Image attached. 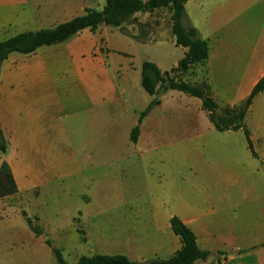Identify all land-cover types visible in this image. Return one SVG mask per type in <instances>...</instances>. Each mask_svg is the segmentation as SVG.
Masks as SVG:
<instances>
[{
	"label": "crops",
	"instance_id": "1",
	"mask_svg": "<svg viewBox=\"0 0 264 264\" xmlns=\"http://www.w3.org/2000/svg\"><path fill=\"white\" fill-rule=\"evenodd\" d=\"M104 4L0 0V41L53 28ZM189 8L205 13L201 22L192 21ZM185 11V26L196 28L209 43V58L201 66L211 96L219 104H239L264 76V0H188ZM226 12H234L233 17L226 19ZM245 12H250L249 21L242 18ZM170 38L175 49L162 39L134 38L101 24L95 32L86 28L31 53L12 52L0 72V128L8 143L6 153L0 150V170L4 162L10 165L28 216L34 213L47 227L67 230L80 211L89 256L168 259L182 247L171 223L178 217L195 232L199 248L210 253L195 264H222L224 259L229 264H264V165L261 178L254 177L253 169L245 174L242 168L227 171L217 165L212 175L203 169L207 155L225 149L228 133L244 130H218L202 99L178 90L164 89L152 104L153 96L142 85L144 62L166 72L185 56L187 48L176 45L175 35ZM181 107L187 121L178 127ZM245 124L264 160L259 149L264 146V91L254 98ZM178 157L198 172L197 180L177 181ZM101 165L137 181L132 185L129 178L124 180L128 189L115 197L120 209L78 210L66 223L59 214L53 218L43 210L51 197L65 193L66 179ZM80 196L86 207L94 203L87 193ZM111 200L106 197L102 203ZM21 221L32 238L36 233L24 217ZM3 232L0 221V264H50L48 245L3 242Z\"/></svg>",
	"mask_w": 264,
	"mask_h": 264
},
{
	"label": "rangeland",
	"instance_id": "2",
	"mask_svg": "<svg viewBox=\"0 0 264 264\" xmlns=\"http://www.w3.org/2000/svg\"><path fill=\"white\" fill-rule=\"evenodd\" d=\"M188 14L194 23H199L201 22L202 15L205 13L189 8ZM232 14H234V12H226V19H231L233 17ZM242 18L249 21L250 12L243 13ZM171 23L170 10L168 8H161L153 13L138 12L128 16L123 22L122 28L130 35H135L139 39L149 41L162 39L164 40V45L166 47H173V49H175L170 40L171 36L174 37L173 34L171 35ZM171 75L176 80H184L191 85L203 84L207 81V72L199 64L193 65L190 69L182 73L179 70L174 71ZM164 89L168 90L167 84L162 86L161 92L164 91ZM185 94L189 95L187 93ZM153 98L155 99L154 96ZM242 102L234 106L219 104L217 116L222 119L224 125H229L230 127V129L225 131L239 130L233 129V126L235 124L245 123V117L248 111L244 118H240L241 109H239V107L242 105ZM177 111V125L178 127H182L187 121L186 114L184 113L185 109H182L181 107L178 108ZM201 117L204 118L202 115ZM204 120H206V118ZM240 129L243 130L242 128ZM178 134V142H181V132L179 131ZM221 139L220 143L223 142V139ZM224 141L225 151L220 149V152L214 151L205 157L207 158V161L204 163V170L212 175V172L216 170L215 167L217 165H220L221 167L224 165L227 171L242 168L245 174H247L250 169H253L254 177H262L260 171L261 167L264 165V160L259 156H255L254 158L243 132L228 133ZM213 142L216 143L218 141L216 140ZM214 147H217V145ZM230 147L231 149L233 148V151L229 150ZM259 149L264 150V146H259ZM181 159L182 157H178L179 172L177 174V181L181 183L189 180H197L198 172L193 167H187L185 162H183V159ZM155 170V168H151L153 174H155ZM126 177L129 178V182H131L132 185L137 184V181L133 180L130 175H127V172L122 178L120 171L113 172L108 165H101L97 168L94 167L85 170L81 172L79 176L66 179L65 187L63 188L65 193L56 194L51 197L52 201L47 205H43V210L51 215V217L53 216V218H55V214H59L61 217L60 222L62 223L68 222L71 215L75 214L78 210H82L83 214L89 212V210H92L93 212L101 210L117 211V209H120L121 207L117 198L122 197L124 189H128V182L124 181ZM163 180L164 178L161 179V182ZM63 189H60L61 192ZM81 193H87L89 195L91 200L94 201L92 206L86 207V202L80 196ZM106 197L112 198L111 202L102 203V199ZM85 199L88 198L86 197ZM23 201L24 196L16 195L8 197L7 199L4 198L0 202V221L2 222L4 231L3 242L10 244L44 243L49 246L51 251L50 264H59L53 252L54 247L62 250L63 256L69 264H76L81 257L89 256L88 254L90 253L91 247L88 243L83 225L81 224L80 211L75 214L72 220H70V227L64 231L54 229L50 225V227H47L46 223L42 224L41 221L35 218L34 213H31L32 215L30 218L34 220L35 224L41 227L43 232L41 235L33 233L31 238L32 232L30 228H22V217L26 219L24 214H29L25 209V203ZM45 221L46 220H44V222ZM48 223L50 224L49 221L47 224ZM48 240L51 241V245L47 243Z\"/></svg>",
	"mask_w": 264,
	"mask_h": 264
},
{
	"label": "trees",
	"instance_id": "3",
	"mask_svg": "<svg viewBox=\"0 0 264 264\" xmlns=\"http://www.w3.org/2000/svg\"><path fill=\"white\" fill-rule=\"evenodd\" d=\"M105 4L102 9L88 8L85 14L75 17L72 20L63 22L53 28L43 29L35 32H25L18 34L9 39L0 41V72L3 61L12 52L31 53L43 45H52L63 42L83 29L89 28L95 32L101 24H107L122 28L123 22L128 16L138 12L153 13L161 8H168L171 12V30L176 38V45L187 48L185 56L179 61L176 67L171 71L162 72L154 63L146 61L142 69V85L147 93L151 96L161 93V88L167 84V89L185 92L191 96L199 97L203 102V109L207 111L209 119L220 131L230 129L229 125H224L222 119L217 116L219 103L211 96V87L208 79L203 84L191 85L184 80H176L171 74L179 70L181 73L190 69L193 65H205L209 58L208 40L202 38L197 29L186 27L184 24L185 4L188 0H104ZM129 34V33H127ZM138 38L135 35H131ZM264 91V76L253 87L250 95L242 102L240 118H244L249 110L254 98ZM158 98L152 102L154 104ZM151 104V105H152ZM149 106L141 113V118L147 114ZM238 108V107H237ZM236 108V109H237ZM235 109V110H236ZM238 113V112H236ZM244 130L249 148L254 156L255 152L251 133L245 123L235 124L233 129ZM139 135V125L132 131V140L137 141ZM8 143L0 128V150L6 153ZM18 187L10 165L7 162L2 164L0 170V199L18 195ZM31 229L41 235L42 230L37 226L34 220L24 214ZM174 232L181 237L182 247L172 257L168 259H152L148 261H132L122 254L103 255L94 254L92 256H83L76 264H195L199 259H206L209 256L208 251H202L197 243L195 232L186 225L180 218L171 219ZM51 245V241H47ZM53 252L59 264H69L62 253V250L54 247Z\"/></svg>",
	"mask_w": 264,
	"mask_h": 264
},
{
	"label": "built area",
	"instance_id": "4",
	"mask_svg": "<svg viewBox=\"0 0 264 264\" xmlns=\"http://www.w3.org/2000/svg\"><path fill=\"white\" fill-rule=\"evenodd\" d=\"M222 264H229V262L226 259H224Z\"/></svg>",
	"mask_w": 264,
	"mask_h": 264
},
{
	"label": "water",
	"instance_id": "5",
	"mask_svg": "<svg viewBox=\"0 0 264 264\" xmlns=\"http://www.w3.org/2000/svg\"><path fill=\"white\" fill-rule=\"evenodd\" d=\"M159 96H160L159 94H156V95H155V98H158Z\"/></svg>",
	"mask_w": 264,
	"mask_h": 264
}]
</instances>
